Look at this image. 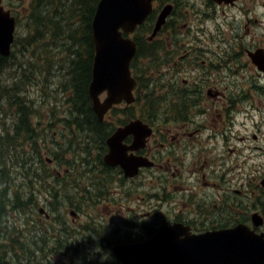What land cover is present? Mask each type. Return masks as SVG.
I'll list each match as a JSON object with an SVG mask.
<instances>
[{
  "label": "flooded vegetation",
  "instance_id": "af4514ba",
  "mask_svg": "<svg viewBox=\"0 0 264 264\" xmlns=\"http://www.w3.org/2000/svg\"><path fill=\"white\" fill-rule=\"evenodd\" d=\"M251 3L252 0L250 2L247 0L153 1L152 11L143 25L150 28L148 32H152L158 15L165 13L164 21L156 35L152 40L147 39L148 43H157V57L150 62V67L156 69L149 74L151 77L155 76L157 80L152 89L154 95L150 97L147 93L142 100L139 99V95L137 100L135 87L134 103L128 104L122 101L124 107L119 110L117 109L119 104L111 107L110 110L113 108L115 113L121 111L125 116L116 119V122L114 120L111 123L103 122L105 136L99 145L100 149L95 159V163L100 164L98 174H96L102 178L100 182L85 178V170H79L80 177L76 179L73 170L69 168L65 170V176L56 179L59 176L57 174V177L54 176L48 181V184L52 187L56 180L77 184L73 195L63 191L64 186L62 185V189L56 192L50 190L46 192L44 198L47 199L45 202L49 207L41 205L38 200H35V204L27 200L29 210L34 211L37 206L40 214L39 222L45 225V228L34 225L30 231L33 242L39 238L41 243L36 242L38 249L29 251L30 257H27L30 258L29 263H33L32 259L37 257L72 255L74 250L86 255H110L114 258L115 253L112 250L114 244L147 239L156 233L159 225L164 223L181 222L188 225L191 232H202L237 223H247L252 226L241 219L239 210L231 216L226 212L217 216L207 212V209L203 208V203H200L196 210L198 217L191 218L188 212L180 210L179 214H170L167 219L162 213L161 221H154V218L158 216L157 211L138 212L137 209L133 211L131 206L126 205L125 209L128 212L127 218H124V227L121 228L117 222H111L113 227H110V233L111 235L117 234L115 240H118L112 243L111 237L105 236L100 230L104 228L107 231L108 226L100 224H108L109 221L107 222L106 217H103L104 213L99 210L98 202L102 196H107L104 190L109 189L112 177L119 187L128 183L126 201L132 202L131 182L143 173L165 165L160 163L161 159L168 164L171 157H169L170 160L161 158V152L166 147L176 146L175 143L182 141L187 144L193 143L201 128H210L209 139L221 135L225 144H228L225 139L230 141L232 136L238 138L239 129H234L233 125L239 123L237 121L241 120L242 115L244 116L245 104L255 92L263 98L259 104H254L256 112L263 113L257 116L255 122L256 124L264 123V85H260V76H264V41L260 36V29L264 27H261L260 22L264 18H253V14L260 11L261 4H253L251 15ZM233 9L239 11V17L236 20L232 18L236 14V10ZM154 17L156 18L153 23ZM244 20L248 23L242 29ZM254 23L259 28L257 32L250 31V26ZM227 25L230 26L229 30L226 28ZM212 29L216 31V34L211 33ZM225 31L234 33L233 37L226 38ZM136 32L137 29L133 32V37ZM212 39L214 40L211 43ZM217 44H219L218 47ZM231 96L235 98L232 99ZM110 110L105 115H110ZM197 116L200 121L196 120ZM136 120L145 126L147 133L142 137V129L138 126L129 129L121 139V144L127 149L128 156L141 158L148 165H141L138 167L137 174L128 175L121 165L106 163L104 156L109 151L107 139L119 128ZM219 122L220 125H218ZM221 122L226 124L222 125ZM107 124L110 127H106ZM165 130L171 132L170 140L166 139L168 136L164 133ZM135 138L138 140L135 141ZM169 143L170 146H168ZM131 146H133L132 149ZM120 192L122 193L123 189ZM60 195H67L69 200L57 201ZM240 195L242 194L238 193L236 199ZM205 198L208 199L204 196L203 202ZM17 202L19 204L24 201L19 199ZM53 206L59 208L56 213L52 210ZM41 208L43 211L40 210ZM63 209L67 211L63 212ZM108 209L111 210L112 207L109 205ZM121 210L122 207L119 211ZM67 213L71 215L69 220L66 217ZM255 213L261 217L257 211ZM79 215L88 220V223L78 222L77 224ZM134 218L147 221L145 228L141 227L139 231L145 229L150 232L145 233L142 238L132 240L127 236L132 234ZM36 220L38 221V217ZM149 223L152 227L148 226ZM198 223L209 224L211 227L197 230L194 225ZM137 226L140 227V224ZM254 228L264 232L260 225ZM117 263L114 260L113 264Z\"/></svg>",
  "mask_w": 264,
  "mask_h": 264
},
{
  "label": "rangeland",
  "instance_id": "374dc122",
  "mask_svg": "<svg viewBox=\"0 0 264 264\" xmlns=\"http://www.w3.org/2000/svg\"><path fill=\"white\" fill-rule=\"evenodd\" d=\"M250 2L251 0H247ZM5 8L11 9L13 13H16L18 17V26L16 27V35L21 37L24 35L25 28L23 12L26 5L29 4V0H2ZM253 4H261L259 6L260 11L253 14ZM236 10V9H233ZM238 10H236V14L232 16L234 20L239 17ZM250 14H253V18H264V0H252L250 4ZM153 18V23L155 21ZM232 19V20H233ZM156 22V21H155ZM247 21L244 20L243 28L247 25ZM261 27H264V19L260 22ZM153 26V25H152ZM250 26V25H249ZM227 30L230 29V26H226ZM250 31H259V28L255 25L250 26ZM146 30V31H145ZM148 26L144 27L143 30L135 33V36L141 35L144 37L147 42V39L150 40L153 38L152 32H148ZM261 31V40L264 41V29H260ZM243 32V31H242ZM212 34H216V31L211 30ZM234 33H228L225 31L226 38H232ZM217 38V37H216ZM215 39V38H214ZM211 40V43L213 40ZM218 39V38H217ZM221 39V38H219ZM46 44V42H44ZM148 46V43H147ZM219 44H217V47ZM147 55L143 56L141 59H137L136 64V77L140 80V84L138 85V90L136 93L138 95H142L143 97L148 93L150 97H153V87L156 85V77H151L149 74L152 70L156 68L150 67V62L155 60L157 57V43H153L150 47H147ZM16 52L19 51V48L15 49ZM56 53L58 55V61L51 64L49 67L46 66L44 60H41L38 56H34L30 54L32 65L29 67L19 68L17 64H12L9 67V72L16 70V73H21L23 69H26L29 74L32 76V81L28 87H24V91L26 94V99L33 100L34 108L37 109V113L33 117V122L36 123L39 118L43 119V122L46 124L48 120H51V111H55L57 113L56 117L58 119L53 120V128L49 130L47 128L46 131H42L46 133V139H38V143H40L39 147L41 148V152L43 153V158H50L51 155L57 156L55 162L52 160L48 162V169L44 170L46 172H50L52 175L48 178L49 181L51 178L57 177V179H61L62 176H65V170L71 168L73 170V175L77 179L80 177V171L85 170V178H91L95 182H100L101 177L96 176L98 174V168H100L99 163H95L96 156L98 155V149H92L91 156H88L86 153L82 152L81 149L79 153L67 152L64 153L65 148L68 147L69 135H62L64 131V123L62 118L70 117L69 114L66 113V109L70 106L71 102V91L69 89L53 91V87L55 84L64 82L68 80L69 75L67 74L68 69L60 70L58 69V65L65 59V50L61 46L56 47ZM153 65V64H152ZM7 68V67H6ZM61 72V74H60ZM148 72V75H147ZM156 71H154L155 73ZM147 76V77H146ZM7 74L4 76V83L12 84L17 81L16 76H9L6 79ZM260 85H264V76H260ZM235 82V78H233ZM145 82V88L144 87ZM230 83V81H228ZM42 84H45L48 87L47 93H51L53 95H49L46 98L49 102L48 105H43V101L41 100V95L43 92L41 91ZM105 93L103 92L100 95L101 100L104 98ZM232 99L235 96H231ZM255 100V101H254ZM259 101H263V98L259 95L258 92H255L253 95L251 94L250 99L246 102L245 107L246 111L244 116L242 115L241 120H238L233 126L234 129H239L238 138L232 136L231 140L225 139V144L223 142V137L218 135L216 138L209 139L210 128H201L198 130V137L194 140L193 143L187 144L185 141H182L176 146L166 147L163 150L162 157L165 159H169L171 157L170 162L167 164L165 161H160V163L165 164L162 167H156L152 169L150 172L143 173L140 177L133 180L131 182V190L133 194L132 202L126 201L128 183H126L123 187H119L117 182H114V177L111 178L110 187L108 190H104L107 196H102L99 202V210L104 213L103 217H106V221L108 220V224L101 223L100 225H105L107 227V231L103 234L107 237H111L113 240L112 243L118 242L115 240L116 235H111L110 227H113V222H117L121 228L124 227V218H127V212L125 206H131L133 211L137 209L138 212L148 210L150 212H158V216L154 218V221H161L162 213L165 215V219L168 216L179 214L180 210L183 212H188L189 216L193 218V216L198 217L197 208L200 203H203V208L207 209L206 211L209 213H214L217 216H221L223 212H226L230 216L235 213L237 210L241 212V219L248 222L253 226L252 217L253 214L257 211L261 217L263 218L264 223V123L256 124L255 119H257L258 115H263V113H257L254 104H259ZM137 104V102H136ZM124 104L120 103L117 106V109H122ZM228 109L230 107L228 101ZM103 113L102 120L105 123H111L112 120L116 122V119L122 118L124 113L121 111L119 113H115L110 110V115H105ZM105 116V117H104ZM3 116L0 115V119ZM6 118V117H5ZM16 119L8 118L5 120V123L11 125L15 123ZM197 121H200L199 116L196 117ZM40 123V122H39ZM222 125L226 124L225 122H221ZM115 125V124H114ZM220 125V122L218 123ZM35 128L38 129V132L41 129V125L38 123L34 124ZM33 126V127H34ZM106 127H110L109 124L105 125ZM57 131L60 134H57ZM164 133L168 136L167 140H170L171 132ZM170 146V143L169 145ZM258 146V148H255ZM260 147V148H259ZM48 149V151H46ZM50 150V151H49ZM101 152V150H100ZM53 158V157H51ZM50 158V159H51ZM89 160V162H88ZM50 163L52 165H50ZM94 164V165H93ZM16 172V170H14ZM43 172V171H41ZM10 185L21 184L22 180L18 176L12 172L10 174ZM44 183L43 186H39L38 191V202L41 205H46L44 196L48 190L52 192H56L62 189L63 183L60 180H56L52 187L49 184ZM10 187V186H9ZM123 189V192L120 191ZM102 190V189H101ZM24 195L21 197L23 201H26L27 197L29 199L30 194L27 192V189L22 188ZM63 191L68 192L63 189ZM262 191V192H261ZM241 193L240 197L236 199V195ZM26 196V197H24ZM207 196L208 199L202 198ZM65 199L69 198L67 195H60L58 199L59 202H64ZM67 202V201H66ZM112 207L111 210L108 209V206ZM230 206L229 208H227ZM120 207H122L121 212ZM227 208V209H226ZM6 213L2 215L0 218V226L4 229L15 228L16 230V239L23 243V251L22 258L30 257L29 251L36 250L37 243L33 242L31 239L30 231L34 225L40 226L41 228H45V225L40 223V214L38 212L37 206L35 207L32 214L28 211H23L18 208H11L10 206H6ZM69 209V208H68ZM43 211V209H41ZM53 212H57L59 208L57 206L52 207ZM65 211V209H63ZM31 211V209L29 210ZM38 215V216H37ZM68 220L71 217L69 213L66 214ZM60 216V215H59ZM78 222L88 223V220L84 219L81 215H79ZM38 217V221L36 220ZM107 221V222H108ZM140 224V227L137 226ZM147 225L146 220H138L134 218L132 224V234L127 236L129 239L142 238L146 233L144 229L139 231V228H145ZM149 227L152 225L149 223ZM262 226V230L264 231V225ZM209 224L198 223L194 225V228L197 230H203L206 228H210ZM3 231V229H1ZM36 254H38L36 252ZM44 258V257H43ZM48 259V264H67L66 256H48L45 257ZM41 262L44 261L41 257H37ZM90 262H83L79 259L75 261V264H112L114 262L113 257L110 255H105L103 257L99 256H90ZM36 260V259H35ZM30 259H24V263L30 264ZM39 261L34 262V264H42ZM10 264H20L15 261Z\"/></svg>",
  "mask_w": 264,
  "mask_h": 264
},
{
  "label": "trees",
  "instance_id": "16d2710c",
  "mask_svg": "<svg viewBox=\"0 0 264 264\" xmlns=\"http://www.w3.org/2000/svg\"><path fill=\"white\" fill-rule=\"evenodd\" d=\"M97 2L98 0H29V4L21 12L24 18V35L21 37L15 35L8 56L0 54V115L3 116L0 119V218L7 212L6 206L28 211L30 214L33 213L27 207L29 205L28 197L26 201L19 204L17 201L19 199L21 201V197L24 195L22 188L24 187L30 194L29 202L35 204V200H38L39 196V186H43L48 177L52 175L50 172L44 171L48 169V164L47 160L42 157L43 153L39 147L38 139H42L40 135L46 139V133L42 131L47 132V128L51 130L53 120L58 119L55 111H51L52 119L48 120L46 124L43 119L39 118L36 123L41 125V129L38 132L34 126L36 123L33 122V117L38 114L37 109L34 108L33 100L29 98L27 100L26 94L23 92V88L28 87L31 83L32 76L26 69H23L21 73H16V70L9 72V67L12 64H17L19 68L29 67L32 65L30 57L32 54L44 60L46 66L49 67L58 61L56 47L64 48L66 61L63 60L58 65V69L61 71L68 69L69 78L63 86L60 82L53 87V91L61 88L71 91L70 106L66 109V113L70 117L62 118L64 123L62 135H69L67 140L70 144L65 148L64 153H79L81 149L82 152L91 156L92 149H100L99 145L105 136V127L103 121L97 117L91 108L87 91L93 47L90 24ZM16 20L18 23V17ZM143 29L144 26L141 25L137 32ZM148 29L150 30L149 27ZM135 40L138 50L133 58L132 66L136 73L137 59L147 55V47H150L151 43L146 42V39L141 35L136 36ZM16 48H19L18 52L15 51ZM5 74H7L6 79L9 76H16L17 81L10 85L4 83ZM47 90L48 87L42 84L41 100L43 105H48L49 102L46 97L53 95L47 93ZM141 97L142 95L139 99ZM7 118L8 120L9 118L16 119V122L11 125L8 121L5 123ZM57 134L59 135L60 132L57 131ZM51 157L56 160L57 156L52 154ZM12 172L14 175L18 174L22 180L21 184L12 183L10 185ZM60 182L63 183L64 189L68 193L74 194L77 184L66 183L61 180ZM70 198L72 199V197ZM100 230L102 233L105 232L104 228H100ZM149 232L150 230H146V233L149 234ZM35 241L39 243L40 239ZM23 243L16 239L15 228L4 229L0 226V264H10L11 260L26 264L24 263L25 258H22ZM65 256L68 261L67 264H75L77 259L81 263L91 260V255L76 250H74V254ZM42 259H44L43 262L33 258V263L30 264H34L36 261L48 264L47 258ZM113 260L115 259L113 258Z\"/></svg>",
  "mask_w": 264,
  "mask_h": 264
},
{
  "label": "water",
  "instance_id": "95a60500",
  "mask_svg": "<svg viewBox=\"0 0 264 264\" xmlns=\"http://www.w3.org/2000/svg\"><path fill=\"white\" fill-rule=\"evenodd\" d=\"M152 1L98 0L96 4L91 21L93 62L88 94L99 118L113 104L134 101L135 79L129 65L137 48L129 35L144 22L152 9ZM164 18L165 13L159 14L152 35ZM14 30L15 17L4 9L0 0L2 55L10 52ZM104 90L106 97L100 100L99 95ZM137 126L142 129V137L147 133L139 121L130 122L108 138L109 151L104 156L107 163L120 164L128 175H135L138 167L148 165L141 158L128 156L121 144L128 130ZM252 223L256 226L262 223L261 217L253 214ZM113 251L119 264H264V234L243 223L193 233L188 225L174 222L159 226L156 233L145 240L117 244Z\"/></svg>",
  "mask_w": 264,
  "mask_h": 264
},
{
  "label": "bare ground",
  "instance_id": "6f19581e",
  "mask_svg": "<svg viewBox=\"0 0 264 264\" xmlns=\"http://www.w3.org/2000/svg\"><path fill=\"white\" fill-rule=\"evenodd\" d=\"M10 53V52H9ZM1 54V53H0ZM2 55V54H1ZM9 55V54H8ZM8 55H2V56H8Z\"/></svg>",
  "mask_w": 264,
  "mask_h": 264
},
{
  "label": "clouds",
  "instance_id": "9594fccd",
  "mask_svg": "<svg viewBox=\"0 0 264 264\" xmlns=\"http://www.w3.org/2000/svg\"><path fill=\"white\" fill-rule=\"evenodd\" d=\"M99 254V253H98Z\"/></svg>",
  "mask_w": 264,
  "mask_h": 264
}]
</instances>
